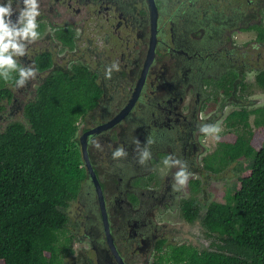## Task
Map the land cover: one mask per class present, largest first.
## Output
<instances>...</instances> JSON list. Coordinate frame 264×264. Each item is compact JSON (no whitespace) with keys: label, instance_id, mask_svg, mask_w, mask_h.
<instances>
[{"label":"flooded vegetation","instance_id":"flooded-vegetation-1","mask_svg":"<svg viewBox=\"0 0 264 264\" xmlns=\"http://www.w3.org/2000/svg\"><path fill=\"white\" fill-rule=\"evenodd\" d=\"M38 7L40 35L15 57L37 71L21 89L13 81L4 102L21 92L23 112L52 70L73 66L95 74L101 91L75 135L85 178L68 206L76 202L75 213L67 208L66 229L78 243L73 263L159 264L169 245L190 243L177 225L194 222L183 218V206L199 214L209 202L205 187L217 172L204 167L211 149L200 125L226 118L228 107L246 100L245 72L264 68L256 30L264 28V0H38ZM232 32L253 39L238 48ZM45 55L51 65L38 69ZM118 147L126 155L114 158ZM144 150L150 155L141 163ZM175 160L188 173L182 186Z\"/></svg>","mask_w":264,"mask_h":264},{"label":"trees","instance_id":"trees-1","mask_svg":"<svg viewBox=\"0 0 264 264\" xmlns=\"http://www.w3.org/2000/svg\"><path fill=\"white\" fill-rule=\"evenodd\" d=\"M256 30L257 40L263 41L264 28ZM50 65L48 55L37 63L38 69ZM255 72L254 83L264 91V68ZM237 77L231 71V88ZM100 93L95 74L86 68L54 69L25 103L21 119L0 130V264H65L73 238L66 229L67 208L85 178L75 135L79 120ZM10 97L2 80L0 110ZM233 106L225 124L227 130L239 132L233 141L220 138L204 167L219 173L245 158L250 160V172L238 177L239 187L226 191L224 202L206 204L201 216L192 205L183 206V218L199 219L211 241L206 248L169 245L166 254L157 257L159 264H264V108L248 109L244 102ZM256 113L252 130L249 117ZM255 135L263 141L259 148L252 144Z\"/></svg>","mask_w":264,"mask_h":264},{"label":"rangeland","instance_id":"rangeland-1","mask_svg":"<svg viewBox=\"0 0 264 264\" xmlns=\"http://www.w3.org/2000/svg\"><path fill=\"white\" fill-rule=\"evenodd\" d=\"M234 42L235 45L240 48L243 41L247 40V39H253V34L252 33H235L232 32V38H231ZM240 50V49H239ZM262 54L260 57V62L259 65L262 64V62L264 61V47L261 50ZM257 52L255 51L254 56L251 57V60L253 62V64H255L257 62ZM255 71H247L244 74V84L245 87L244 89H241L239 91V93L243 96H245L246 101H243L247 106L248 109H255V108H259L262 109L264 108V91L262 89H260L259 87H257V85L254 83V76H255ZM3 79H0V82ZM5 83V87L8 88H12V90H14V83L10 82V81H4ZM12 83V86H11ZM20 89L22 88L19 87ZM16 98L17 100L15 102H9V103H4L5 107L3 112H0V130L2 128H4V126L11 120H15V119H21L22 117V110L17 109V107L23 104V102L25 101V97L22 95L21 92L16 91ZM235 108V106L231 105L230 107L227 108L225 114L227 113V111H231ZM259 117V113L256 114H251L249 117V127L250 129L254 130V128H256L255 123L253 122V118ZM224 117H220L219 121L215 124V126H217L219 128V132L218 133H209L207 135V142L209 145V150L214 148L217 139H222L224 141H233L235 139V135L239 132V129H234V128H230L229 130L227 125L225 124L224 121ZM241 129V127H239ZM231 131V138L229 136V138L227 137V132ZM218 137V138H217ZM220 139V140H221ZM252 144L254 145L255 148H259L262 144L263 141L258 138L257 135H255V137H253L252 139ZM249 159H245V158H241V160H239L238 162H232L230 163L225 169L222 170V172H219L217 174H213L212 175V179L208 181V183L206 184L205 187V191H204V197H206V194L209 196V202L210 201H220V202H224L225 198H224V194L226 191L228 192H232L235 188L239 187V176H245L250 172V167H249ZM208 202V203H209ZM77 207V203L75 202L74 204H72L69 208L68 211L70 213V215H73L75 213ZM205 209H202V211H200L199 215L201 216L203 214ZM172 218V217H171ZM173 219V218H172ZM176 219H173V221H175ZM179 228H181L184 236L181 237V239L185 242H190L193 245L199 247V248H206L208 247L209 243H210V239L208 237H206L205 232H204V228L200 225L199 219L194 221L191 224H186V223H179L177 224ZM78 243L76 241H71L70 247L72 249V251L66 256L65 258V264H75L73 263V257L72 255L75 253V248L77 247ZM159 257V256H157ZM156 257H154L155 259ZM77 264H80L79 262Z\"/></svg>","mask_w":264,"mask_h":264},{"label":"clouds","instance_id":"clouds-1","mask_svg":"<svg viewBox=\"0 0 264 264\" xmlns=\"http://www.w3.org/2000/svg\"><path fill=\"white\" fill-rule=\"evenodd\" d=\"M14 3L15 8L13 7ZM14 12H18L15 21L12 20ZM38 15H40L38 0H0V79L6 82L14 81L16 87L23 86L28 78L34 77L37 71L31 67H20L15 57L24 55L25 41L32 42L40 35L37 31L36 17ZM200 131L206 134L218 133L219 128L215 125L202 124ZM125 155L126 152L123 148L118 147L113 152L114 158ZM149 155L147 150L142 151L140 162L143 163ZM171 162L181 165L175 173V180L176 184L184 185L188 179L184 162L180 160ZM164 163L169 164L170 158H166Z\"/></svg>","mask_w":264,"mask_h":264},{"label":"water","instance_id":"water-1","mask_svg":"<svg viewBox=\"0 0 264 264\" xmlns=\"http://www.w3.org/2000/svg\"><path fill=\"white\" fill-rule=\"evenodd\" d=\"M92 177H93V172H92ZM95 184H96L97 188L100 189L96 181H95Z\"/></svg>","mask_w":264,"mask_h":264}]
</instances>
